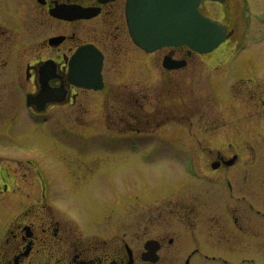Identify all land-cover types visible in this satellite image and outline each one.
Wrapping results in <instances>:
<instances>
[{"label": "flooded vegetation", "instance_id": "obj_1", "mask_svg": "<svg viewBox=\"0 0 264 264\" xmlns=\"http://www.w3.org/2000/svg\"><path fill=\"white\" fill-rule=\"evenodd\" d=\"M125 5L126 0H0V264H196V256L203 248L198 240L201 229L194 227L192 220L195 208L182 206L180 210L181 201L175 197L181 194L183 199L188 200L190 196L195 201L197 196L200 199L211 197L209 190L214 188L217 198L227 202L229 198L235 199V192H244L251 177V167L260 170V161L249 163L242 147L233 144L220 148L214 145L204 147L202 140L192 133L196 147L188 153L202 179L200 183L205 186L200 184L197 187L184 180L182 185L179 181L176 186V180L159 185L164 194L152 201L161 202L155 213L149 211L151 204L144 197L145 192L137 191L133 198L128 190V198L122 210L117 212L116 198L109 204L93 201L87 208L69 204L68 182H63L64 168L72 189L80 191L83 182L94 179L100 165L99 157L86 156L91 150L82 145L86 135L80 129L70 128L67 122L60 131V128L47 131V127H39L45 131H35L33 137L35 144L39 139L45 149V164L43 159L35 158L36 148L18 149L25 132L15 130L21 123L30 121L27 104L46 124L50 112L55 110L51 123L61 124L69 119V123L72 122L75 116H79L78 112L85 113L80 107L84 99L86 103L99 101L98 93H103L106 88L96 91L81 85L84 78L80 76V69L85 59L93 57L96 60L93 53L88 57L79 53L85 46H92L103 56L105 87L111 75L108 66L117 67L115 64L120 63L118 59L124 54L126 61L135 58L136 63L145 68L151 62L155 69L161 68L169 75L187 68L192 59L202 57L186 47H168L152 53L143 51L131 39ZM75 56L80 57V61L75 62ZM166 56L184 61L185 66L166 69L163 65ZM142 78L143 72L137 84L141 87V98L145 99L148 98V89ZM238 80L248 86V83H254L252 78L240 77ZM255 82L257 86H252L251 91L240 90L236 79L232 89L224 86L225 93L221 95H225V120L245 118L239 115V105L234 108L230 104L246 93L247 99L242 98L241 104L246 111L253 106L252 114L246 118L252 120L264 115V85L258 80ZM167 94L173 99L169 91ZM117 99L116 89L110 86L103 102L111 110V119L116 117ZM229 109L233 115L228 117ZM83 114L79 118H83ZM32 125L33 129L37 128L35 123ZM146 129L126 134H134L138 136L136 139L147 144L148 139H156L154 130L158 127ZM234 132L236 137L241 136L238 128ZM45 139L50 140L46 146L41 141ZM63 139L69 147H64ZM74 143L78 146L76 150L71 147ZM164 145L162 138L151 148L153 155L146 153L148 149L142 148L144 146L131 148L129 155L141 157L146 164L156 157L163 168L166 163L163 158L169 156L172 159L169 165L180 162L181 170L187 173L182 163V151ZM72 152L78 155V159ZM200 155L205 156V169ZM253 173L254 170L250 185L255 187L258 177ZM140 193L142 197H139ZM236 199L238 209L234 210L235 214L243 208L241 196ZM224 211L226 214L228 210L224 208ZM154 220L160 226L150 223ZM165 222L169 224L167 231L162 229Z\"/></svg>", "mask_w": 264, "mask_h": 264}, {"label": "rangeland", "instance_id": "obj_2", "mask_svg": "<svg viewBox=\"0 0 264 264\" xmlns=\"http://www.w3.org/2000/svg\"><path fill=\"white\" fill-rule=\"evenodd\" d=\"M205 5L204 11L209 17L215 21L230 23L235 30L229 43L220 50L221 55L224 57L228 52L244 51L240 56L238 67L241 64H245L248 57L253 58V69L256 75L252 74L251 76L242 73L240 70L238 74L242 75L238 77L247 79L250 76L258 80L260 85H264V0H229L225 8L220 4ZM124 52H127L126 49ZM125 57L126 55L124 54L118 59L120 63L115 64L117 67L111 64L108 66L110 68L109 74L111 75L108 78V82H106V89L103 93H98L101 101L110 86L116 89L118 99L117 113L114 119L110 118L111 110L109 107H106L98 100L86 103L84 99L83 105H80L85 111L84 114L83 111L82 113L78 112L79 116H75L72 122L69 123V119L57 124V128H60L59 131L65 128L66 122L70 128L83 131L86 139L82 141V145L86 149L91 150V152L86 153V156H96L95 158L99 157L101 160H98L100 165L96 168L97 173L94 179L90 178L88 182H83V188L80 191L76 188L75 190L72 189L67 169L66 167L64 168L63 182L65 184L68 182L69 204L87 208L86 206H90L93 201L109 204L116 198L117 212H120L122 205L128 198V190L132 192L131 197L133 198L136 197L137 191H141L142 194L145 192L144 197L151 204L149 211L155 213V211L157 212V206L161 202L152 201L164 194L159 185H165L167 181L173 182L175 180L176 186L179 181H181L182 185V180L196 184L197 187L202 184L200 183L202 181L200 177L190 176L182 171L180 162L169 165L168 163L172 161L169 156H164L163 159L166 163L163 168L161 164L157 163L156 157L146 164L141 157L136 158L129 155L130 149L134 148V140L137 148L144 146L142 148L148 149L146 153L149 155H153L151 148L155 146L153 139H148L146 141L147 144H145V142L142 143L140 138L136 139L138 136L135 138L134 134H110L109 128L112 127L116 131L126 130L129 124L127 116L130 111L128 109H132V114L135 112L136 115L141 117L143 129L153 127L155 125L153 121L156 120L163 123V127L160 128V135L156 136L155 140H160L162 137L165 141L170 140L164 147L168 145L170 149L179 148L182 154L190 150L194 151L196 143L192 140L193 133L199 137L198 139L202 140L203 146L214 145L220 148L226 147L224 145L233 144L235 147L244 149L242 150L243 154H245V158H247L249 163L256 164L255 160L260 161L258 163L260 164V170L254 167L250 168L251 173L254 170L253 176L258 177L255 179V182H257L256 186L252 187L250 185V181L254 179L250 173L251 177L246 183L244 192L242 194L235 192V199L229 198L225 202L217 198L214 188L209 190L210 194L212 193L211 197H202L200 199V196H197L198 200L192 201V197L189 196V199L185 200L179 194L175 198L181 201L180 210H182V206L187 209L195 208V216H192V220L194 227L201 229L198 232V240L202 245L204 254L220 257L229 261L230 264H250L252 261L255 264H264V219L262 216L257 215L258 211L264 214V115L256 116L252 120L246 118L252 114L251 109L253 108V106H250L249 110L246 111L243 104H241L242 98L244 101L247 99L246 93V96L242 95L240 100H232L230 98L232 100L230 106L235 108L239 105L238 108L241 112L239 115H244L245 118L236 120L228 118V120H225L227 115L223 104L225 95L222 98L215 95H217L216 84H219L218 93H225V84L223 82L227 81V78L221 79L220 83L214 82V79L224 76L223 70L226 66L223 67V70L215 69L217 63L213 59L209 60L208 57L198 56L192 59L188 67L183 68L184 70L171 72V75H169L161 68L155 69L151 62L145 68L142 64H137L135 58L132 61H126L125 59L127 58ZM141 72L144 73L142 80L145 81L144 84L148 89L146 91L148 98L145 99L141 98V87L137 84V79H140ZM127 73L128 75L126 76L125 74ZM234 76L237 75L233 74L232 77ZM171 78L173 80L169 82ZM260 81H263V83ZM252 86H257L256 82H254V85L249 84V86L246 83L237 84L240 90L246 88V90L250 89L251 91ZM168 91L173 95V99L167 94ZM52 112L55 113V110L50 112L49 125L54 122L52 119L54 114ZM80 114H83V118L82 116L79 118ZM145 115L148 116V120ZM230 115H233L231 109L228 111V117ZM227 121H229V128H227ZM87 123L89 126L86 125ZM53 125L55 124L53 123ZM57 128L56 130H58ZM127 128L129 131L136 129L133 126L132 128L130 126ZM235 128L239 129L241 136H235ZM35 131L44 132L45 130L33 129L30 121L21 123L18 126L15 132H25L24 141L18 149L36 148L38 153L34 154L35 158L37 160L43 159L45 164V149L43 150L39 139L36 140L35 144L33 137ZM47 131L49 130L47 129ZM130 137L132 139H129ZM41 141L44 142V146L50 142L48 139ZM62 143L64 147L70 146L65 139L62 140ZM32 144L36 146H32ZM71 147L76 150L78 146L74 143ZM72 154H74L73 157L75 159H78V155L74 152ZM183 159H185V156ZM200 159L202 167L205 169V156L200 155ZM71 160L75 163L73 159ZM203 186L205 184H202L201 187ZM141 193L139 197H142ZM237 196H241L243 208L241 207V210L235 214L234 210L238 209ZM182 200L185 201L182 202ZM222 204L224 207H222ZM224 208L228 210V214H224ZM117 215L119 216L118 213ZM150 215L151 213H149ZM237 217L238 221L236 220ZM167 220L170 221L171 219L168 218ZM171 222L176 223V220H171ZM150 223H153V226H160V223H156V220ZM142 226L144 227L145 225L143 224ZM167 226L169 224L165 222L162 229H167ZM200 260V256H197L196 264H204ZM243 260H247V262H241Z\"/></svg>", "mask_w": 264, "mask_h": 264}, {"label": "water", "instance_id": "obj_3", "mask_svg": "<svg viewBox=\"0 0 264 264\" xmlns=\"http://www.w3.org/2000/svg\"><path fill=\"white\" fill-rule=\"evenodd\" d=\"M201 1L128 0L135 43L146 51L183 44L200 53L214 50L228 37V28L202 15L198 10ZM81 84L86 86L85 82Z\"/></svg>", "mask_w": 264, "mask_h": 264}]
</instances>
